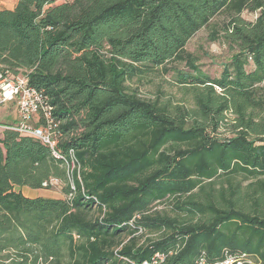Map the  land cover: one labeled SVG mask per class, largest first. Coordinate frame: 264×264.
<instances>
[{
    "label": "trees",
    "instance_id": "16d2710c",
    "mask_svg": "<svg viewBox=\"0 0 264 264\" xmlns=\"http://www.w3.org/2000/svg\"><path fill=\"white\" fill-rule=\"evenodd\" d=\"M204 27L231 52L218 76L185 49ZM162 72L179 97L141 92ZM5 73L59 124L57 155L2 131L0 264H264V0H17Z\"/></svg>",
    "mask_w": 264,
    "mask_h": 264
},
{
    "label": "built area",
    "instance_id": "2783aa9c",
    "mask_svg": "<svg viewBox=\"0 0 264 264\" xmlns=\"http://www.w3.org/2000/svg\"><path fill=\"white\" fill-rule=\"evenodd\" d=\"M8 102L13 104L15 116L10 123L0 124V128L38 140L46 145L53 155H57L56 136L59 121L56 120L53 114L54 107L49 103L43 89L31 86L25 74L8 75L5 73L0 75V107ZM56 182V179H51L49 184ZM46 185V182L42 183L43 187ZM245 258V254L234 255L225 252L220 260L211 262L201 257L195 264H243ZM162 259L163 257L158 256L151 260H144L142 264H158V260L162 261Z\"/></svg>",
    "mask_w": 264,
    "mask_h": 264
},
{
    "label": "rangeland",
    "instance_id": "374dc122",
    "mask_svg": "<svg viewBox=\"0 0 264 264\" xmlns=\"http://www.w3.org/2000/svg\"><path fill=\"white\" fill-rule=\"evenodd\" d=\"M64 0H57L58 3ZM242 16L251 20L252 15L244 12ZM222 18V17H221ZM218 21L221 20L218 18ZM208 27L201 28L187 43L185 49L192 55V62L204 72L210 74L211 76H218L221 72L222 65L228 61L231 56V52L226 46L221 42H212L209 39ZM177 69L187 71L188 66L185 61L175 64ZM172 74L171 73H159L153 76L150 80H142L140 83V90L143 94L153 96L157 89H162L165 95H173L179 97L178 87L172 84ZM15 116V109L11 102L5 103L0 107V124L10 123ZM0 131H3L0 128ZM20 191L26 196H34L40 194L43 197H58L60 193L55 189H43L39 192H32L26 188L20 189ZM41 264H49L48 262H42Z\"/></svg>",
    "mask_w": 264,
    "mask_h": 264
},
{
    "label": "crops",
    "instance_id": "0c3cea01",
    "mask_svg": "<svg viewBox=\"0 0 264 264\" xmlns=\"http://www.w3.org/2000/svg\"><path fill=\"white\" fill-rule=\"evenodd\" d=\"M17 3V0H0V9H12ZM2 136V131H0V137ZM22 188H26L32 192H39L40 190H32V189H29L27 187H22ZM20 188V189H22ZM43 190V189H41ZM40 194H36L34 196H29V197H35V196H38ZM26 196V195H25Z\"/></svg>",
    "mask_w": 264,
    "mask_h": 264
}]
</instances>
